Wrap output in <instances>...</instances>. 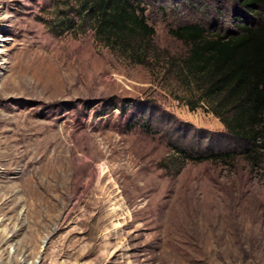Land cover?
Segmentation results:
<instances>
[{
    "label": "rangeland",
    "instance_id": "374dc122",
    "mask_svg": "<svg viewBox=\"0 0 264 264\" xmlns=\"http://www.w3.org/2000/svg\"><path fill=\"white\" fill-rule=\"evenodd\" d=\"M84 1L0 0V264H264V159L180 170L174 147L243 144L200 102L170 33L243 35L264 14L137 0L156 32L140 63L95 40Z\"/></svg>",
    "mask_w": 264,
    "mask_h": 264
},
{
    "label": "trees",
    "instance_id": "16d2710c",
    "mask_svg": "<svg viewBox=\"0 0 264 264\" xmlns=\"http://www.w3.org/2000/svg\"><path fill=\"white\" fill-rule=\"evenodd\" d=\"M264 14V0H233ZM83 12L93 19L95 40L130 59L144 62L152 47L155 29L147 22L146 10L137 0H85ZM232 37L208 36L199 25L171 30L189 47L183 67L201 85L200 102L222 120L229 136L243 144L238 151L194 156L176 147L182 166L186 162L234 161L241 154L257 166L264 159V18L255 29Z\"/></svg>",
    "mask_w": 264,
    "mask_h": 264
},
{
    "label": "bare ground",
    "instance_id": "6f19581e",
    "mask_svg": "<svg viewBox=\"0 0 264 264\" xmlns=\"http://www.w3.org/2000/svg\"><path fill=\"white\" fill-rule=\"evenodd\" d=\"M25 156H26V155H25ZM31 164H32V163L29 162V163L25 166V169L28 168ZM5 172H7V173H10V172H11V169H10V166H9V165H7V167H6V169H5ZM52 176H53L54 179H57V177H56V175H55L54 172H52ZM62 182H64V179H62ZM16 194H18V193H16ZM16 194H15V195H16Z\"/></svg>",
    "mask_w": 264,
    "mask_h": 264
}]
</instances>
